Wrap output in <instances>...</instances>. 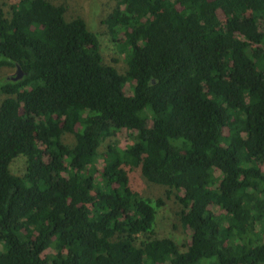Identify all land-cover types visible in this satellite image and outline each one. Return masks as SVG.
Masks as SVG:
<instances>
[{"label":"trees","instance_id":"1","mask_svg":"<svg viewBox=\"0 0 264 264\" xmlns=\"http://www.w3.org/2000/svg\"><path fill=\"white\" fill-rule=\"evenodd\" d=\"M111 1L123 72L63 4L0 7V70L22 71L0 79V264H264V0ZM130 167L174 195L185 249Z\"/></svg>","mask_w":264,"mask_h":264},{"label":"rangeland","instance_id":"2","mask_svg":"<svg viewBox=\"0 0 264 264\" xmlns=\"http://www.w3.org/2000/svg\"><path fill=\"white\" fill-rule=\"evenodd\" d=\"M16 0H0V7L3 11L9 12V7ZM54 4H63L66 8L65 16L72 18L80 16L84 19L89 30L97 32L99 34V52L102 57L103 63L112 65L119 72H123L126 69V63L124 61V51L120 46L110 41L109 34L106 26L103 24V19L111 11L114 2L111 0H50ZM16 68H5L0 70V79L4 77L14 76ZM130 84L127 83L125 90L129 91ZM62 141L68 146L74 144V136L70 133L62 135ZM109 139L103 141L99 147V152L105 150L106 145L109 143ZM118 143L121 148H125L131 143V137L128 132L124 131L118 135ZM95 169L100 172L103 167V161L99 157L95 162ZM10 171L14 175H22L25 171L26 163L25 158L22 156L14 158L10 163ZM261 170L264 171V164L261 166ZM96 177H98L96 173ZM128 177L132 187L137 190L142 196L156 199L158 197L163 198V205L157 209L155 219V229L158 238L169 237L173 239L180 250L185 249L189 239V231L183 227L177 216L180 206L171 194L166 197L164 192L165 188L160 185L152 184L146 181L137 167H130L128 169ZM55 251L51 247H48L43 254H54Z\"/></svg>","mask_w":264,"mask_h":264},{"label":"water","instance_id":"3","mask_svg":"<svg viewBox=\"0 0 264 264\" xmlns=\"http://www.w3.org/2000/svg\"><path fill=\"white\" fill-rule=\"evenodd\" d=\"M22 71L19 67H16L15 77H13L14 80L19 79L21 77Z\"/></svg>","mask_w":264,"mask_h":264}]
</instances>
